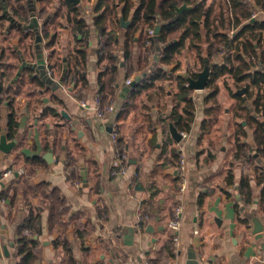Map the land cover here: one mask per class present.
<instances>
[{
	"label": "crops",
	"instance_id": "0c3cea01",
	"mask_svg": "<svg viewBox=\"0 0 264 264\" xmlns=\"http://www.w3.org/2000/svg\"><path fill=\"white\" fill-rule=\"evenodd\" d=\"M77 3L83 7L89 23L84 70L87 86L81 90V97L75 94L79 83L59 81L64 76L66 56L74 45L66 19H61L63 27H57V39L52 45L46 43L54 31L47 37L41 36L40 42L49 76L48 63H56L52 64L51 78L59 82L58 86L24 81L19 87L21 66L12 58H7L12 63L10 69L0 68L1 93L5 99L0 108V138L6 132L9 94L13 96L12 109L18 120L15 137L5 136L7 142H13L12 146L6 152L0 149V173L7 167L21 166L25 171L24 157L38 155L45 159L46 165L35 168L30 182L34 185L47 181L57 186L68 205L61 223L50 231L47 208L37 190L17 193L11 204L0 201V264H16L13 255L16 227L30 208L38 209L41 214V233L32 247L36 255L32 264H65L66 254L61 244H54L58 237H65L71 244L73 264H148L149 260L152 264H264V191L256 173L264 167V160L255 158L250 162L235 158V130L237 124L245 126L246 121L244 112L236 110L237 99L229 92L236 89L232 80L228 76L216 80L215 100L206 99L210 90L206 85L191 88L194 118L189 131L178 141L171 136L170 129L172 141L166 140V129L170 126L168 114L176 90L175 81L170 78L159 80L137 94L124 116L115 119L110 114L99 120L94 102L100 69L96 62L100 37L92 24L95 0ZM219 4L220 0H205V6L212 8L209 20L218 13ZM34 5H39V1L34 0ZM5 13L3 6L0 16ZM38 21L41 25L43 20ZM120 21L122 24L123 20ZM20 23L34 37L33 53L24 57L31 64L37 52L36 33L28 27V22ZM12 25L8 18L0 19V47L4 54L8 53L10 43L14 48L17 45ZM122 34L123 30L118 28L116 36L120 43ZM26 40L30 42L29 38ZM136 50L134 46V59ZM20 52L23 54L24 49L20 48ZM194 53V48L187 45L181 48L177 54V73L186 75L187 68L197 67ZM215 61L220 62L221 58ZM135 75L141 76V70ZM124 79V70L118 68L115 102L126 96ZM16 86L19 92L14 91ZM161 115L163 122L159 120ZM111 126L116 128L128 156L125 172L114 175L110 174L116 158ZM244 130L247 136L243 141L250 143V129L244 127ZM169 148L177 149L184 157L186 188L182 192L176 185V162L171 159ZM69 167L75 172L71 178L66 175ZM241 176L247 178L249 195L241 192ZM19 177L1 176L0 188L12 180L18 185ZM178 204L182 206L181 224L179 243L174 246L167 221ZM138 210L148 214L140 227L135 218Z\"/></svg>",
	"mask_w": 264,
	"mask_h": 264
},
{
	"label": "trees",
	"instance_id": "16d2710c",
	"mask_svg": "<svg viewBox=\"0 0 264 264\" xmlns=\"http://www.w3.org/2000/svg\"><path fill=\"white\" fill-rule=\"evenodd\" d=\"M39 5H34V0H0V10L4 6L6 13L0 16L8 18L12 23L17 39V45L10 43L7 46V54L0 47V68H9L12 65L7 58L15 60L21 66V75L17 79L19 87L24 81L44 85L46 82L35 70L29 66H22L27 53L32 55L33 35L19 26L20 22H29L31 16L38 20L42 19L41 36L50 35L47 46L56 41L58 28L63 27L61 19H66V25L74 40V45L66 56V66L63 76L64 83L80 84L75 94L82 96L81 90L87 86L84 74L87 62V46L89 36V23L87 22L84 9L80 3L72 0H38ZM91 2L93 0H87ZM185 4L189 6L181 11L176 6ZM55 5V7H54ZM253 7L264 10V0H220L219 11L211 15V6H205V0H95L93 8L92 24L99 35V45L96 50L97 66L100 68L97 74L98 89L96 96L99 97L100 107L106 106L110 101L115 105V86L118 81V68L124 70V78L135 75L141 70V77L133 86H128L125 98L117 101L113 117L124 116L128 108L133 104L134 97L154 86L162 79L175 81L176 90L172 95V108L168 114L170 126L166 129L168 138L171 127L179 133L187 132L194 118L195 105L191 97V88L188 86V78H196V70H202L204 65L209 64V74L206 87L210 90L206 99L215 100L218 90L216 80L221 76H228L236 89H229L231 96L237 99L236 110L244 112L245 126L237 124L235 130V144L237 151L235 158L252 162L255 158L264 160V16L251 18ZM132 10V11H131ZM120 11V16L118 12ZM131 12L126 25H122L120 19L126 22L128 13ZM224 16V17H223ZM219 18V19H218ZM224 20V21H223ZM226 21V23H225ZM18 23H20L18 25ZM159 25L158 32L148 35L146 28ZM58 27V28H57ZM122 29L121 43L116 36V30ZM11 37V35H9ZM29 38L30 42L26 39ZM202 42L203 45L202 46ZM194 48V62L196 68H187L186 75L176 72L178 69L177 54L183 46ZM134 46L137 47L136 59H134ZM121 49V53L117 51ZM24 49V53L20 52ZM52 54V52H51ZM217 57L221 58L216 62ZM55 62H49L48 68L52 76V67ZM56 64V63H55ZM174 64L172 68L168 65ZM195 65V63H194ZM34 70V72H33ZM124 85L127 86V83ZM124 86V87H125ZM0 86V108L4 97ZM15 92L20 90L16 86ZM12 94L7 97L6 106L8 113L5 122V136L8 139L15 137L18 128V120L12 109ZM1 118V112H0ZM161 122L164 117H160ZM244 127L250 129L251 142L243 141L247 136ZM167 128V127H166ZM118 134L116 128L114 127ZM1 131V122H0ZM114 143V142H113ZM116 157L125 151L119 136L114 143ZM171 159L178 161L177 149L169 148ZM126 152V151H125ZM26 163L25 173L17 178L19 184L3 183L0 188V200H7L11 204L17 193L37 190L41 195V201L47 208V222L50 231L61 223L60 219L68 210L64 197L57 186H51L47 181L37 184L30 182L35 168L46 165L44 158L34 155L24 157ZM70 166V162L66 163ZM66 175L71 178L75 173L69 167ZM116 167L110 168V174ZM257 173V182L262 183L264 191V167ZM1 174V173H0ZM227 180H232L229 171ZM241 192L249 195L250 189L247 178L241 176ZM28 229L31 234L26 235L23 230ZM41 233V214L38 209L30 208L16 227L17 238L14 242V256L16 264H32L36 255L32 247L37 243ZM77 233L82 235L80 230ZM60 243L65 252V264H73L71 244L65 237H58L54 244ZM148 261V264H152Z\"/></svg>",
	"mask_w": 264,
	"mask_h": 264
},
{
	"label": "built area",
	"instance_id": "2783aa9c",
	"mask_svg": "<svg viewBox=\"0 0 264 264\" xmlns=\"http://www.w3.org/2000/svg\"><path fill=\"white\" fill-rule=\"evenodd\" d=\"M259 14H264V10L253 7L252 12H251V18H256ZM146 32L148 35H153L154 34V28L153 27H148L146 28ZM264 67V65H262ZM132 80V77H128L125 79V83H129ZM95 102V113L96 117L99 120H104L106 119L107 115H110L114 110H115V105L111 101L104 107H100L99 105V97L95 96L94 98ZM79 103L84 106L85 102L83 100H79ZM182 136L185 135L184 132L180 133ZM117 133L114 129V127L111 126L110 128V137L112 141L115 143L117 139ZM128 166V156L125 151H122L113 161L112 167H116V170H113L111 174H116V173H124L126 168ZM24 169L23 167H7L4 171L1 172L0 177H5V176H21L24 174ZM176 185L178 187V191L182 192L186 188V179L184 175V157L180 154L179 152V157L176 165ZM4 201V199L0 200ZM181 212H182V206L181 204L176 205L173 208L172 215L167 221V227L171 232V240L174 246H177L179 243V229H180V224H181ZM137 225L140 227L148 218V214L143 211V210H138L135 215ZM23 232L26 235H30L31 232L28 229H24Z\"/></svg>",
	"mask_w": 264,
	"mask_h": 264
},
{
	"label": "water",
	"instance_id": "95a60500",
	"mask_svg": "<svg viewBox=\"0 0 264 264\" xmlns=\"http://www.w3.org/2000/svg\"><path fill=\"white\" fill-rule=\"evenodd\" d=\"M73 2L77 3L78 0H72ZM189 8V6L185 5V4H181L179 6H176V10L177 11H181L183 9H187ZM122 24H126L125 21H122ZM40 23L38 21V19L34 16H31L29 22H28V27H31L35 30V49H36V56H35V61L33 63L30 64V66L39 74V76L46 81V83H49L51 85L52 88L58 86L59 82L54 81L51 76H49V74L47 73L46 70V64H45V60L43 58V53H42V49L40 46V42L42 40V37L40 35L39 29H40ZM159 29V25L155 26V30L154 33L156 34L158 32ZM27 63L25 61L22 62V66L26 65ZM208 74H209V68L208 66H204V68L197 72L196 74V78H188V86L190 88H195V89H200L205 87L206 85V81L208 78ZM140 75H135L132 80L127 84V86L124 87V91H127L128 86H133L136 82L139 81L140 79ZM60 82H63V79L61 78V80H59ZM115 105H118V102L115 103ZM114 115V111L111 113V116L113 117ZM170 133L171 136L175 139V140H179L181 138V134L173 127L170 128ZM13 142L6 141V138L4 135L1 136L0 138V149L2 151H8L9 148L12 146ZM1 185V182H0Z\"/></svg>",
	"mask_w": 264,
	"mask_h": 264
},
{
	"label": "rangeland",
	"instance_id": "374dc122",
	"mask_svg": "<svg viewBox=\"0 0 264 264\" xmlns=\"http://www.w3.org/2000/svg\"><path fill=\"white\" fill-rule=\"evenodd\" d=\"M257 17H262L261 15H258ZM231 106V105H230Z\"/></svg>",
	"mask_w": 264,
	"mask_h": 264
}]
</instances>
